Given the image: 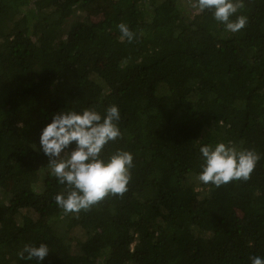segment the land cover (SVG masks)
Segmentation results:
<instances>
[{
	"label": "trees",
	"instance_id": "1",
	"mask_svg": "<svg viewBox=\"0 0 264 264\" xmlns=\"http://www.w3.org/2000/svg\"><path fill=\"white\" fill-rule=\"evenodd\" d=\"M192 2L0 0V264H35L21 252L41 242V264L264 259V0H243L237 33ZM111 104L123 136L102 155L133 153L128 189L65 214L51 161L76 145L50 158L39 132L60 109ZM217 142L255 150L248 180L198 181V149Z\"/></svg>",
	"mask_w": 264,
	"mask_h": 264
},
{
	"label": "clouds",
	"instance_id": "2",
	"mask_svg": "<svg viewBox=\"0 0 264 264\" xmlns=\"http://www.w3.org/2000/svg\"><path fill=\"white\" fill-rule=\"evenodd\" d=\"M191 8L197 13L210 11L212 18L223 24L229 33H237L247 24V17L239 14L243 0H193ZM117 28L121 40L132 42L135 33L125 23L118 24ZM120 121V109L116 104L102 111L95 106L79 111L64 108L52 113L50 122L40 130V150L50 158L59 156L71 143L76 145L66 159L51 161L52 174L64 186L53 199L65 214L88 211L104 197L120 196L127 191L135 167L133 153L118 148L110 155H102L105 145L122 138ZM198 151L201 163L197 179L214 188L248 180L260 160L255 150H237L225 142L203 144ZM49 251L44 242L25 244L21 256L28 262L41 264ZM249 259L250 264H264L260 256Z\"/></svg>",
	"mask_w": 264,
	"mask_h": 264
},
{
	"label": "rangeland",
	"instance_id": "3",
	"mask_svg": "<svg viewBox=\"0 0 264 264\" xmlns=\"http://www.w3.org/2000/svg\"><path fill=\"white\" fill-rule=\"evenodd\" d=\"M92 19H96L99 17V14H97L96 12L91 13Z\"/></svg>",
	"mask_w": 264,
	"mask_h": 264
}]
</instances>
